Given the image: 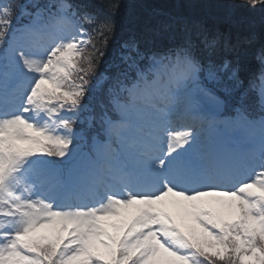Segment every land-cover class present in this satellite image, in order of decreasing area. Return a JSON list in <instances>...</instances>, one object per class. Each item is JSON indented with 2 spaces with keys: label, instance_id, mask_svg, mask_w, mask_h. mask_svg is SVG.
<instances>
[{
  "label": "snow or ice",
  "instance_id": "1",
  "mask_svg": "<svg viewBox=\"0 0 264 264\" xmlns=\"http://www.w3.org/2000/svg\"><path fill=\"white\" fill-rule=\"evenodd\" d=\"M13 2H0V264H264V72L245 85L212 58L221 35L197 31L166 50L133 37L98 73L84 25L106 46L111 17ZM225 75L221 99L205 82ZM202 101L232 147L202 139Z\"/></svg>",
  "mask_w": 264,
  "mask_h": 264
},
{
  "label": "trees",
  "instance_id": "2",
  "mask_svg": "<svg viewBox=\"0 0 264 264\" xmlns=\"http://www.w3.org/2000/svg\"><path fill=\"white\" fill-rule=\"evenodd\" d=\"M71 2L74 4L87 3L89 6L86 10L93 13L98 22L104 21V11L110 12L106 7L109 2H118L120 5L116 13L117 17H111L117 27L115 32L109 36L106 46L99 38H95L92 26L89 25L91 35L94 37L93 43L105 52L102 62L98 69H96L98 73L105 68L111 69L110 74L115 73L116 68L114 67V63L118 60L117 53L124 42L136 37L139 21L132 22L125 29L118 30L122 27L123 23L128 21V13L131 12L133 16L136 14L139 17L143 10H149L150 13L158 11L162 14L173 12H183L185 14L188 11L187 9L196 12L195 17H200L196 21L199 22V27L205 28L208 31L207 34L210 36L217 33L221 35V46L212 57L214 62L222 65L227 61L231 65L233 62L238 66L237 63L240 61L241 65L238 67L239 75L247 74L258 67L261 60L260 57L263 55L264 6H259L260 8L252 7L244 3L243 0H99V4L94 0H71ZM260 14L261 17H259ZM209 15H214L213 18L219 19L231 16L230 22L220 21L217 24L214 19H209ZM158 20L160 24L159 34L148 46L152 48L162 45L174 47L183 43L185 38L182 37L178 40L173 37L175 25L171 20L166 17H158ZM196 29L193 28V31L196 32ZM225 37L229 40L228 47H225L223 44V38Z\"/></svg>",
  "mask_w": 264,
  "mask_h": 264
},
{
  "label": "rangeland",
  "instance_id": "3",
  "mask_svg": "<svg viewBox=\"0 0 264 264\" xmlns=\"http://www.w3.org/2000/svg\"><path fill=\"white\" fill-rule=\"evenodd\" d=\"M259 6H261V5H257L256 8H260ZM259 17H261V14L259 15ZM201 103H202V106H203L204 109L210 111L211 113L214 112L213 109H212V107H211L210 105H206V104H204L203 101H202ZM223 110H224V109H222L221 112H220L219 114H221V113L223 112ZM197 131L201 133V137H202V139H203V131H201L200 129L197 130ZM222 132H224L223 129H222ZM257 170H258V169H257Z\"/></svg>",
  "mask_w": 264,
  "mask_h": 264
},
{
  "label": "bare ground",
  "instance_id": "4",
  "mask_svg": "<svg viewBox=\"0 0 264 264\" xmlns=\"http://www.w3.org/2000/svg\"><path fill=\"white\" fill-rule=\"evenodd\" d=\"M229 145V144H228ZM229 147H231L230 145H229Z\"/></svg>",
  "mask_w": 264,
  "mask_h": 264
}]
</instances>
